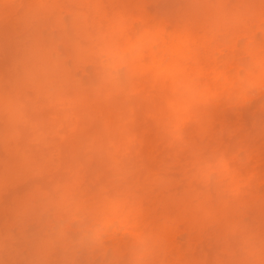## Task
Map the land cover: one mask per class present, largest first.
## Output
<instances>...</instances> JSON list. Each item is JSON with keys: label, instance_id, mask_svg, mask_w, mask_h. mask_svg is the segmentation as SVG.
Instances as JSON below:
<instances>
[{"label": "clouds", "instance_id": "obj_1", "mask_svg": "<svg viewBox=\"0 0 264 264\" xmlns=\"http://www.w3.org/2000/svg\"><path fill=\"white\" fill-rule=\"evenodd\" d=\"M0 264H264V0H0Z\"/></svg>", "mask_w": 264, "mask_h": 264}]
</instances>
